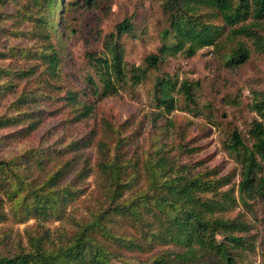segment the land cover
I'll return each mask as SVG.
<instances>
[{"label": "trees", "instance_id": "1", "mask_svg": "<svg viewBox=\"0 0 264 264\" xmlns=\"http://www.w3.org/2000/svg\"><path fill=\"white\" fill-rule=\"evenodd\" d=\"M94 2L0 0V131L14 130L0 139V150L18 147L48 120L68 112L42 136L54 138L62 130L61 141L0 158V224L72 221L76 227L71 233L60 229L54 238L50 231L40 233L37 225L26 232V243L19 234L12 241L13 232L0 227V264H244V254L255 252V243L243 235L249 232L245 221L226 215L238 204L255 214L256 202L264 203L263 122L254 120L249 139L235 129L224 145L242 165L238 198L234 187L225 190L236 175H222L217 168L195 173L187 163L170 158L160 142L152 143L144 158L130 156L136 132L127 135L126 125L109 120L102 121L108 139L99 142L93 162L88 150L101 130L96 134L89 125L85 130L80 126L94 117L104 99L139 86L178 55L191 59L213 47L228 69L244 65L248 48L237 42L226 51L224 31L230 29V42L250 39L263 51L264 0H163L166 26L156 53L140 67L126 62L121 40L136 32L133 21L125 19L105 36V54L87 52L92 74L84 87H72L65 50L71 31L64 15ZM197 86L158 73L152 95L158 110L154 132L167 127V116L178 108L177 96L188 113L204 114ZM253 110L264 119L263 95H257ZM184 146L180 158L188 152ZM95 172L102 177L97 197L102 204L88 210L87 220L71 209L86 193L78 183ZM124 253L150 256L134 262Z\"/></svg>", "mask_w": 264, "mask_h": 264}, {"label": "rangeland", "instance_id": "2", "mask_svg": "<svg viewBox=\"0 0 264 264\" xmlns=\"http://www.w3.org/2000/svg\"><path fill=\"white\" fill-rule=\"evenodd\" d=\"M163 0H95L91 7H83L64 15L66 26L71 31L66 45L67 76L72 87L85 86V79L92 71L86 60L88 51L99 55L105 54V36L115 31L116 25L125 19H131L135 26V37L124 36L121 40L126 50V62L142 66L144 59L157 52L160 47V33L166 26V19L162 13ZM221 25V21H216ZM223 40L226 51L237 42L245 43L250 52L249 60L237 69H228L225 62L214 48H205L198 54L188 59L184 55L171 58L162 68L161 72L152 71L149 78L135 88H126L117 96L104 99L98 104L94 117L80 126H86L99 132L94 145L88 150L91 159L95 162L99 155V142L107 141L108 134L102 128V121L109 120L118 125H126L127 135H132L134 141L130 149V156L136 153L144 158L143 152L154 145H165L167 153L172 159L176 157L182 165L186 163L195 173L218 169L222 175L234 174L231 186L238 198V184L242 165L230 156L225 148V143L230 139L232 132L237 129L246 139L254 120L264 123V119L253 110V103L258 94L264 96V50L259 51L253 40L236 38L230 42V29L224 31ZM102 35V37L100 36ZM264 35V33H263ZM232 38V37H231ZM12 44L17 42L12 41ZM168 72L177 76L181 81L197 83L196 95L199 108L203 115L194 116L188 113L179 100L178 108L168 115L167 127L154 132V116L158 113L153 102V81L158 73ZM75 85V86H74ZM209 106V107H207ZM63 107H57L61 110ZM4 109L0 106V113ZM68 112H64L66 114ZM63 114L60 119H50L39 132L32 138L21 140L14 146L10 145L0 150V158L17 154L21 148L48 147L61 141L64 132L60 130L54 138L42 137L50 129H55L65 119ZM165 121V120H164ZM162 125H165L162 124ZM14 130L0 131V139L9 135ZM55 132V131H54ZM158 138V139H157ZM185 145V146H184ZM187 149L182 158V147ZM191 151V152H190ZM179 157V158H178ZM72 178V177H70ZM69 178V179H70ZM68 179V180H69ZM102 184V177L95 172L92 176L78 183L85 188L86 193L79 203L71 209L79 217L90 218L88 210L100 206L102 201L97 200L98 190ZM129 196V193H128ZM255 214L243 205L238 204L226 217H240L248 224L249 232L243 234L253 238L255 252L244 254V264H264V203L259 200L255 204ZM40 225L39 231H50L52 237H57L60 229L71 233L76 230L72 221H46L39 223L30 220L27 223L0 224L4 231L13 232L12 241L19 234L27 242L26 232ZM43 229V230H42ZM125 254V253H124ZM128 261L146 260L150 255L125 254Z\"/></svg>", "mask_w": 264, "mask_h": 264}]
</instances>
